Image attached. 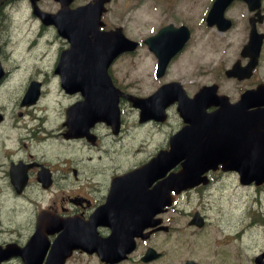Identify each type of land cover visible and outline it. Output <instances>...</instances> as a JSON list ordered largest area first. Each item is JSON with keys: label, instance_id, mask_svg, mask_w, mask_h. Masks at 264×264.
I'll return each mask as SVG.
<instances>
[{"label": "flooded vegetation", "instance_id": "obj_1", "mask_svg": "<svg viewBox=\"0 0 264 264\" xmlns=\"http://www.w3.org/2000/svg\"><path fill=\"white\" fill-rule=\"evenodd\" d=\"M116 1L99 31L123 25L109 20ZM90 2L0 0V87L10 71L21 80L12 101L0 88V264H264V0H232L212 49L191 31L163 68L159 28L112 56L87 31L72 38ZM140 50L148 65L131 75L125 56ZM183 164L195 173L176 192ZM236 196L249 219L213 236Z\"/></svg>", "mask_w": 264, "mask_h": 264}, {"label": "rangeland", "instance_id": "obj_2", "mask_svg": "<svg viewBox=\"0 0 264 264\" xmlns=\"http://www.w3.org/2000/svg\"><path fill=\"white\" fill-rule=\"evenodd\" d=\"M211 3V0H117L114 2L108 12L109 20L111 22L122 23L125 34L133 39H142L147 35L154 32L158 27L167 23L173 22L175 24L185 23L191 31L193 42H203L205 49H212L213 40L221 35H217V31L214 27H208L204 21L205 13ZM203 18V19H202ZM20 30H27V25H12ZM17 29V30H18ZM241 36L240 27H235L230 31L231 38H238ZM14 42L12 44V55L18 54V50L23 49L24 35L14 34ZM220 50L216 51L214 55L220 54ZM139 64L136 61L140 60ZM149 56L142 50L137 52L131 59L128 55L125 56V71L133 75L139 69H143L148 65ZM5 67L8 70L12 68L5 63ZM12 71L2 86L0 87L3 91L7 92V95L1 98V101H12L14 100L21 87V80L19 78H12ZM145 75V72H142ZM147 77V75H146ZM148 78V77H147ZM47 94L43 95V98ZM43 99L40 102L41 108L43 105ZM264 198V192L261 193ZM234 205L236 218L233 217L232 212L228 210L224 205H220L218 208L219 224L217 227L214 224L216 230L214 235L222 236V229L232 230L234 224L240 222V220H248V203L240 201L238 196L235 200L231 201ZM264 210V204L257 205ZM205 233L197 235V254L205 255L208 251V244L204 239ZM256 247L254 244L253 249Z\"/></svg>", "mask_w": 264, "mask_h": 264}, {"label": "water", "instance_id": "obj_3", "mask_svg": "<svg viewBox=\"0 0 264 264\" xmlns=\"http://www.w3.org/2000/svg\"><path fill=\"white\" fill-rule=\"evenodd\" d=\"M104 1L105 0H95V2L88 3L75 10L78 14L85 15V18L82 20L81 24L73 25L74 33L71 35L72 38H76L78 40L80 38V30L82 28L91 33L92 37L96 38L98 36L97 24L100 21V12L104 8ZM229 1L230 0L213 1L206 16V21L208 24L217 22L218 25H223L221 28H225L230 25V20L223 16L224 8ZM157 35H160L159 37L161 39V47H164V44H171L172 52H175V50L179 48L188 38L189 30L184 24L180 26H174L172 23H169L166 26H163L158 31ZM103 37L116 38V42H105L101 44L105 49L109 46H119L121 49H132L136 45L135 41L126 37L122 33L121 27H117L115 30ZM147 39H151V37L149 36ZM149 45L152 46L151 44ZM156 53L159 58V65L161 68H163L168 60V57L161 50L156 51ZM258 160L261 159L254 157V161ZM194 173L195 171H193L188 165L183 164L182 169L179 172L173 174L172 186L176 189V191H178L180 188L186 186L189 183V177Z\"/></svg>", "mask_w": 264, "mask_h": 264}]
</instances>
